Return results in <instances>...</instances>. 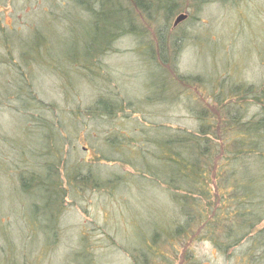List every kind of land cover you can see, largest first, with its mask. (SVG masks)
I'll return each mask as SVG.
<instances>
[{"label":"rangeland","instance_id":"obj_1","mask_svg":"<svg viewBox=\"0 0 264 264\" xmlns=\"http://www.w3.org/2000/svg\"><path fill=\"white\" fill-rule=\"evenodd\" d=\"M144 1L139 10L133 5L126 7L134 15V31L117 36L109 48L103 50V55L87 67L89 72L81 69L77 61L73 66L63 59L71 52L84 53L93 47V41L98 45L104 42L102 38L93 39L96 33L91 27L89 13L95 10L93 0H0V96L16 84L13 78L16 80L20 72L25 77L28 71L18 58L26 41L20 45L15 42L11 48H6L2 38L11 35L23 38L37 28L51 48L46 52L43 48L38 56L33 53L30 58L29 73L34 79L30 90L41 105L54 107L51 108L53 112L44 114L45 117L52 118L55 124L61 122L67 128L64 134L68 133L66 139L70 138V141L65 148L73 147L75 153L71 152L64 160H68V164L85 161L86 165H94L93 175L107 180L121 179L112 192L111 189L86 190L75 196L69 195L58 218L55 239L46 244L39 236L41 233L36 234L25 224L33 218L30 201H40V196H29L30 199L23 196L17 190L13 170L20 162L13 152L18 147H23L20 151L24 152L44 148V134L36 133V129L26 134L23 119L14 113L16 105L11 101L0 105V264H141V255L137 253L141 242L151 235L155 226H165L174 214L165 193L143 181H132L131 178L137 177V171L129 167L133 161L124 160L129 154L124 148H132L134 144L123 142L122 138L126 135L130 140L136 139L138 122L142 119L194 131L197 125L188 112L191 104L184 93L186 90L197 97L195 107L199 108L197 104L203 105V98H206V88L208 94L215 95L219 84L230 88L239 85L255 88L264 84V0H160L164 7L161 6L158 12L155 11L159 9L156 2ZM77 2L83 5L79 9L81 12ZM129 4H133L132 0ZM168 4H173V11L164 18ZM179 14L188 17L172 28ZM115 17L104 23L105 32L110 33L109 24L110 21L116 24L118 15ZM65 18L73 22L72 26L63 24ZM161 33L165 35L163 40L167 46L164 66L155 49L145 47L148 42L155 45L154 40ZM16 65L22 69L13 68ZM174 74L195 81L204 79L205 88L196 85L171 88ZM164 76L168 89L162 97L166 105L161 106L155 93ZM174 96L177 105L173 104ZM100 97H115L121 104L122 112L114 121L102 118L99 123L92 118H83L84 110ZM147 98L153 99L149 105ZM241 111L250 115L256 108L250 103L248 109L241 108ZM30 114L37 116V111ZM75 123L80 125H77L79 137L74 136ZM26 125L31 127L29 123ZM97 127L106 135L113 131L120 134L119 144L115 143L119 151H115L114 146H104L99 137L89 138ZM95 152L113 158L115 162L97 163L92 160ZM118 160L121 164L116 162ZM22 201L28 210L24 207L22 211ZM250 247L249 242H243L223 256L206 242H173L171 246L159 247V259L153 264H264V256L260 259L262 252L251 255L248 253L252 250ZM190 254L192 258L187 257Z\"/></svg>","mask_w":264,"mask_h":264},{"label":"trees","instance_id":"obj_2","mask_svg":"<svg viewBox=\"0 0 264 264\" xmlns=\"http://www.w3.org/2000/svg\"><path fill=\"white\" fill-rule=\"evenodd\" d=\"M153 1L158 4L159 9L155 10L158 12L163 5L160 4V0ZM144 2L132 0L133 4H129L130 0H93L95 10L89 11L92 16L91 27L96 33L93 39L102 38L104 42L98 45L93 41V47H89L84 53L71 52L63 62L73 65L77 61L81 69L89 71L87 67H90L98 56L103 55V50L109 48L117 36L134 31L132 26L134 15L126 7L133 5L139 10L144 6ZM76 6L78 10L83 7L79 2ZM172 11V4L166 5L164 18H168ZM67 15L70 19L69 13ZM114 15H118L116 24L110 21L108 29L110 33L105 32L104 23L116 18ZM68 18L63 19V24L72 26L73 22L68 21ZM30 34L34 36L30 38ZM164 34L167 35L166 30ZM164 36L162 33L158 34L154 40L155 45L145 43L147 49L152 51L155 49L162 66L166 64L164 61L167 46L163 40ZM17 38L21 36L16 38L12 35L7 38L4 36L2 44L6 48H11L15 42H19L20 45L26 41L23 44L24 51L19 53L18 58L28 71L25 77L21 72L16 80L12 77L16 84L9 86V92L5 90V94L0 96V105H7L10 101L16 105L13 107L14 113L23 119L26 134L32 133L31 129L44 134L42 137V142H45L44 148L24 152L20 151L23 147H18L17 156L14 150L12 152L20 161L13 166L17 190L25 197L39 195L41 199L30 201L29 209L33 210V218L25 224L36 234L41 233L39 236H42V240L47 244L50 239H55L58 218L64 211V201L69 195L75 196L86 190L102 192L111 189L112 192L116 190L118 186L115 185H118L121 179L117 177L107 180L99 177L100 175H93L94 165H86L85 161L70 165L68 160H64L67 155L69 157V154L74 152L73 147L68 150L65 148L66 143L70 141V138L66 139L68 133L64 134L67 128L61 122L55 124L52 118H46L44 114L53 112L54 107L41 105L30 90L34 80L29 73L30 58L33 53L38 56L43 48L45 52L48 51L51 45L37 28L30 31L26 37ZM28 43L29 48L26 46ZM161 65L157 67L160 69ZM15 67L17 68V65L13 66ZM17 69L22 68L19 66ZM11 73L12 71L8 72L9 77L12 76ZM24 80H27V84L23 82ZM203 82L204 79L195 81L174 74L170 86L174 89L181 88L180 85L184 88L192 85L205 88ZM167 83V77L164 76L155 93L158 105H166L162 97L166 96ZM205 90L206 98H203V105L197 104L199 108L195 107L197 97H193L190 90L184 92L187 93L190 100L188 103L191 104L188 112L197 125L194 131L142 119L138 122L137 138L130 140L125 135L121 140L134 144L132 148H124L129 153L124 156L127 158L124 160L133 161V165L129 167L132 171H137V177L131 178L132 181H135L134 179L143 181L165 193L174 214L165 226H155L151 235L141 242V249H137V253L141 255V264L155 263L160 256L159 247L171 246L173 242L178 244L206 242L223 256H227L243 242H249L252 248L249 254L258 255L262 252L260 259L264 256V228L259 229L264 223V84L255 88L243 85L230 88L225 84H219L218 94L215 95L208 94V88ZM174 98L173 104L177 105L178 100L176 96ZM150 101L153 102V99L147 100L148 105ZM250 103L256 111L249 115L246 111H241V108L248 109ZM122 109L115 97L109 99L100 97L90 108L84 110L83 118L89 120L92 118L99 123L103 121L102 118L114 121ZM34 110L37 111V116L30 114ZM28 123L31 124L30 128L28 125L25 126ZM77 125L79 123H75L73 128L75 137L80 136ZM119 136L120 134L115 131L106 135L97 127L93 129L89 138L99 137L104 146H114L113 149L119 151L117 148ZM3 138L7 140L6 136ZM93 157L95 159L92 160L97 163L106 160L108 163L115 162L113 158H105L97 152L93 153ZM116 162L121 164L122 161ZM21 204L23 211L26 205L23 201ZM27 208L25 210H28ZM38 224L40 226L36 229ZM131 251L135 252V249ZM190 255L187 257L192 258L193 255Z\"/></svg>","mask_w":264,"mask_h":264},{"label":"water","instance_id":"obj_3","mask_svg":"<svg viewBox=\"0 0 264 264\" xmlns=\"http://www.w3.org/2000/svg\"><path fill=\"white\" fill-rule=\"evenodd\" d=\"M186 19V16L185 15H180L178 16L174 23H173V26L176 27L177 25H179L181 22H183L184 20Z\"/></svg>","mask_w":264,"mask_h":264},{"label":"flooded vegetation","instance_id":"obj_4","mask_svg":"<svg viewBox=\"0 0 264 264\" xmlns=\"http://www.w3.org/2000/svg\"><path fill=\"white\" fill-rule=\"evenodd\" d=\"M172 6H173V4H172ZM180 15H182V14H179L178 16H180ZM184 15H185V14H184ZM178 16H177V17H178ZM185 16H186V19H187L188 16H187V15H185ZM177 17H176V18H177ZM176 18H175V19H176ZM175 19H174V21H175ZM186 19H185V20H186ZM185 20H184V21H185ZM174 21H173V23H174ZM172 28H175V27L173 26V24H172Z\"/></svg>","mask_w":264,"mask_h":264}]
</instances>
